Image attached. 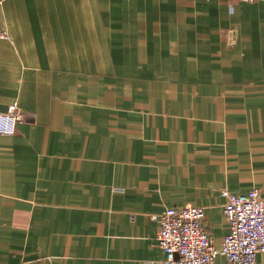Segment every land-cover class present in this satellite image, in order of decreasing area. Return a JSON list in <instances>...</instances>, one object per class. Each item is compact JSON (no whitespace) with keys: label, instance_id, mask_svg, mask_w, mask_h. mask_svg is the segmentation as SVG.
Listing matches in <instances>:
<instances>
[{"label":"crops","instance_id":"crops-1","mask_svg":"<svg viewBox=\"0 0 264 264\" xmlns=\"http://www.w3.org/2000/svg\"><path fill=\"white\" fill-rule=\"evenodd\" d=\"M0 26V264H162L166 209L218 248L221 191L264 197V1L0 0Z\"/></svg>","mask_w":264,"mask_h":264},{"label":"built area","instance_id":"built-area-1","mask_svg":"<svg viewBox=\"0 0 264 264\" xmlns=\"http://www.w3.org/2000/svg\"><path fill=\"white\" fill-rule=\"evenodd\" d=\"M229 3H255L264 0H226ZM0 26V39H8ZM23 117L14 106L0 112V135L12 136ZM228 232L216 248L204 229V210L185 206L168 208L157 217L158 247L164 253L162 264H214L223 256L228 264H255L258 254L264 260V197L258 189L235 195L221 191ZM146 264H152L146 262Z\"/></svg>","mask_w":264,"mask_h":264},{"label":"water","instance_id":"water-1","mask_svg":"<svg viewBox=\"0 0 264 264\" xmlns=\"http://www.w3.org/2000/svg\"><path fill=\"white\" fill-rule=\"evenodd\" d=\"M234 36H235V33H231V35L229 36L230 37V40H233L234 39Z\"/></svg>","mask_w":264,"mask_h":264}]
</instances>
